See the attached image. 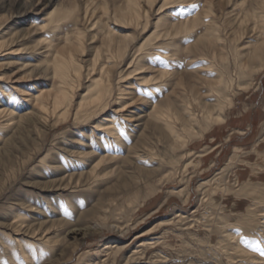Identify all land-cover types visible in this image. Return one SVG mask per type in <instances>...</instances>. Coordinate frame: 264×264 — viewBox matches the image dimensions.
<instances>
[{
	"label": "rangeland",
	"instance_id": "rangeland-1",
	"mask_svg": "<svg viewBox=\"0 0 264 264\" xmlns=\"http://www.w3.org/2000/svg\"><path fill=\"white\" fill-rule=\"evenodd\" d=\"M228 2L0 0V264H264V66L237 52L260 0Z\"/></svg>",
	"mask_w": 264,
	"mask_h": 264
},
{
	"label": "bare ground",
	"instance_id": "bare-ground-1",
	"mask_svg": "<svg viewBox=\"0 0 264 264\" xmlns=\"http://www.w3.org/2000/svg\"><path fill=\"white\" fill-rule=\"evenodd\" d=\"M228 1H229L228 6H235V4H234V2H232V0H228ZM245 1L246 0H244L243 4H245ZM133 2L134 1H132L131 3L133 4ZM137 5L138 4H136V6ZM134 11H135V15L140 18L141 15H140V11L138 10V8L135 9ZM224 11L225 10H222L223 15H225V16H228L232 12V11H226V12H224ZM128 13L133 14V8L128 9ZM253 16H254L253 20H255V22L253 23L252 29H249V30L252 32V34H257L258 41L255 42L254 44H252L251 42H246V43H249L251 45V48L249 50H247L246 53L242 52V48H238L237 52L239 54H242L241 58H243V59L247 58L248 61H250V62H252V61L257 62L258 65L263 68V66H264V0H260V3L258 4L257 10L253 11ZM226 18H228V17H226ZM244 20L246 21L247 18H244ZM246 27H247V25H246ZM213 30L215 32V36L217 39L224 40L222 38V33H221L222 30L220 29V27H218V25L216 26V28L213 27ZM243 32H240V31L236 32L235 39H237L239 41L242 40L243 37H241V36H243L245 34V31H243ZM80 39H81V37L78 38V41H80ZM80 43L82 45L81 41H80ZM244 48H246V46ZM70 54H73L72 51L70 52ZM71 56L73 57V55H71ZM73 66H74L73 60L72 59L68 60L67 58L63 57L62 55L56 56L54 61H53L54 73L56 75H59L60 79L62 81V84H61L60 88L57 90V94L54 98V105H53L54 106V112H56L57 109L62 105H65V106L69 105L66 103V101H69V99H70L66 84L68 83V76H69L70 69ZM240 66L243 69L245 67V63L242 62ZM47 69H49V67ZM102 70H104V67H102ZM91 71H93V70H91ZM91 71L88 72L89 78H91V76H90ZM166 75H167V73H166ZM93 83H94L93 91L97 95V99H96V102L94 103V105H91L92 107L90 108V111H91L90 114L97 112L102 106L107 104V102H108L107 98L111 92L109 83L104 81L102 78L94 79ZM38 99L40 100V103L43 104V108L45 107V110L47 111L48 107L45 106L46 105L45 101L41 100V97H39ZM132 103L133 102L124 103L125 105H123L124 108L122 110H126L129 106H132L131 105ZM231 103H232V99H229V104H231ZM84 104L85 103L81 102L79 107H78V110L76 111V116L79 118L84 117V115H83L84 108H85ZM67 109L68 110H66L63 114H68L69 108H67ZM0 113H1V111H0ZM185 113H186V115H188V117L191 120H193V121L195 120L193 113L188 108L185 109ZM208 118L210 120L214 121L215 126H220L226 122V119L222 116V114H219L218 116L214 117L210 113V115H208ZM176 119H177V121H176ZM179 119H180L179 117H172V113L170 111H166V112L164 111L160 114V118L158 117V120L163 122L166 130L170 133V135L173 136L177 142L182 143L183 146H186L189 141L186 140L184 136L179 134V128H180L178 126L179 125L178 124ZM105 120L109 121V119H105ZM97 124L99 127L104 126L100 122H98ZM105 125H107V127L104 128L107 131V133H112L116 139H119L120 131L118 130V128L115 125H111L110 123L105 124ZM183 128H185L187 131L189 130L187 124H183ZM210 130L211 129H209L208 131H210ZM0 135H1V132H0ZM196 135L199 136L200 139L204 138V133H199ZM189 145L190 144H188L187 147ZM27 246L29 248H31V251H34L35 250L34 247L36 245L28 243ZM34 256L35 255L30 257L29 254H26V252L22 251V250H20L19 252H16V253L14 252V254L12 255L13 259H12L11 264H28V263L33 261Z\"/></svg>",
	"mask_w": 264,
	"mask_h": 264
}]
</instances>
